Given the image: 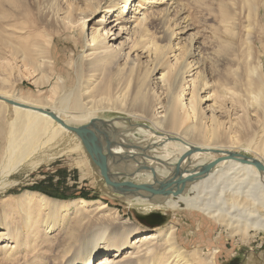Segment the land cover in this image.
<instances>
[{
	"label": "bare ground",
	"instance_id": "obj_1",
	"mask_svg": "<svg viewBox=\"0 0 264 264\" xmlns=\"http://www.w3.org/2000/svg\"><path fill=\"white\" fill-rule=\"evenodd\" d=\"M211 1L203 7L215 23L204 35L181 0H91L58 18L82 48L78 62L71 55L65 69L52 57L55 39L0 55V133L3 121L9 127L0 195L16 175L85 150L70 130L78 127L103 150L105 194L120 201L62 202L26 189L0 205V264H220L223 233L248 241L264 231V0ZM16 75L39 95L19 90ZM101 106L151 124H104L94 115ZM143 130L154 140L138 138ZM242 143L248 154L236 151ZM250 199L255 209L235 219ZM122 201L184 211L188 225L148 232L123 218Z\"/></svg>",
	"mask_w": 264,
	"mask_h": 264
},
{
	"label": "rangeland",
	"instance_id": "obj_2",
	"mask_svg": "<svg viewBox=\"0 0 264 264\" xmlns=\"http://www.w3.org/2000/svg\"><path fill=\"white\" fill-rule=\"evenodd\" d=\"M90 1L91 0H42L40 3L41 5L39 4L41 6L40 7L33 0H0L1 57H8V59L15 58L17 56H13L11 54V51H13L14 47L22 49L26 46L30 47L36 40L40 43H45L47 40L55 39L58 44L55 50L52 52V57L56 56L61 58L65 63V66L63 65L65 69L68 67L66 65V61L69 60L71 55L76 54L78 62V56L82 52V48L76 47V42L71 39L72 36L70 35V32L66 30L65 26L61 25L60 21H58V18L64 16V13L71 10V13L77 17V15L81 13V9L86 7V4ZM181 2L185 4L187 8L186 14H190L189 16L192 17L191 19L194 22L193 32L200 30L202 31V35H204L206 33L205 31L207 27L214 26V19L210 18L208 14L204 12L203 7L205 4L212 5L214 2L211 0H181ZM77 7L79 9H77ZM123 9L124 7L121 6L115 11L120 12ZM116 13L117 12L105 14V18H108L110 15ZM172 15L175 16L171 18V22L176 19L178 14L174 12ZM102 18L103 13L99 14L95 18V21H99ZM261 22L263 26V33L261 36L264 38V16H262ZM85 31L87 34L90 32L88 30V25L85 27ZM81 41L83 40L81 39ZM76 71L77 67L75 66L73 71L74 75L76 74ZM63 76H67V73H64ZM102 80H105V72L102 74ZM11 81L15 82L17 88L24 93L30 92L33 95H39V89L33 83V80H21L20 76L16 75L12 77ZM40 90L42 95L46 96L50 94L49 85H45ZM67 90L69 89L67 88ZM60 95L62 96V94ZM73 99L74 98H72V100ZM94 115L98 117L100 121H103L104 124L105 120H115L118 118L127 117L139 122V126L141 127L142 125H140V122L145 121L148 126L151 124L149 119H139H147L141 115H136L133 113L128 114L126 111L109 109L105 108V106L99 107ZM235 117L236 116L234 115L233 119ZM127 121L132 120L127 119ZM1 124L3 125L4 132L0 133V156L4 152L6 144V132L9 128L6 121H3ZM150 130L153 131L151 128ZM153 133L157 134L159 132L155 130ZM151 134L152 133H148L143 130V133L140 132L139 134H136V136L138 138H143V136H149V138H151ZM237 135H239L237 137H239L241 140L247 138L244 135L242 136L241 133H238ZM151 139L154 140L153 137ZM243 145L244 144L242 143L241 148L237 149L236 151L239 150L241 153L248 154V152L244 150L245 145ZM88 154L89 153L87 152V149L79 150L78 152L63 155L54 161L43 164L39 168L35 169V171L33 170L29 173H20L16 175L15 177L19 180V183L13 187H10L6 193H2L0 195V205L4 206L7 201L19 197L26 189L38 193H42V191H44L42 194L62 202H70L79 198H84L87 200H100L104 202H120L105 194V189L109 190L108 185L106 184L102 174L99 173V167H96L95 169L89 165L87 157H89L90 154ZM84 173H87V177L82 176ZM252 202L253 200L251 199L246 202L244 207L245 210L243 207L241 208L242 210H238V208L234 209L236 211L232 210L233 216H236L235 219H237V217H241L239 218L241 220L245 219L244 217L248 216L247 214L255 209V205ZM117 206L121 210L123 218L133 220L135 223L145 228L148 232L159 230L171 223L176 222L179 227L188 225L185 223L187 218L183 214L184 211H173L158 207L153 208L150 206L148 207L146 205H141L139 203L128 204L123 201ZM69 208L70 212H73V208L71 206H69ZM239 211L242 213H239ZM184 234L187 238L193 237V231L186 230ZM223 234L221 237L224 250L221 252L222 256L219 258L220 264L262 263L263 259L260 257V255L264 253V231H260L256 235L257 237L255 236L250 238L248 241L241 240L237 235L229 237L227 234ZM194 239L195 237L193 240ZM95 264H98V262Z\"/></svg>",
	"mask_w": 264,
	"mask_h": 264
},
{
	"label": "water",
	"instance_id": "obj_3",
	"mask_svg": "<svg viewBox=\"0 0 264 264\" xmlns=\"http://www.w3.org/2000/svg\"><path fill=\"white\" fill-rule=\"evenodd\" d=\"M70 130L75 132L82 140L85 148L88 152H91L97 157V165L101 170V174L106 179L107 183L110 185L111 181L109 178L108 168H107V158L103 153V150L97 145V143L87 134L83 128L70 127ZM144 187V186H141Z\"/></svg>",
	"mask_w": 264,
	"mask_h": 264
},
{
	"label": "trees",
	"instance_id": "obj_4",
	"mask_svg": "<svg viewBox=\"0 0 264 264\" xmlns=\"http://www.w3.org/2000/svg\"><path fill=\"white\" fill-rule=\"evenodd\" d=\"M32 189H34V188H32ZM36 190V189H35ZM36 191H38V190H36ZM39 192H41V191H39ZM42 193H44V191H42ZM46 194V193H45Z\"/></svg>",
	"mask_w": 264,
	"mask_h": 264
}]
</instances>
